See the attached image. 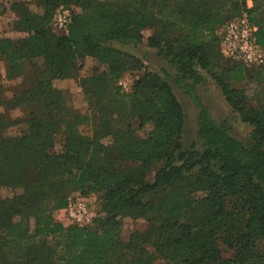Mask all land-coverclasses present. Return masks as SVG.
Listing matches in <instances>:
<instances>
[{"label": "trees", "instance_id": "obj_1", "mask_svg": "<svg viewBox=\"0 0 264 264\" xmlns=\"http://www.w3.org/2000/svg\"><path fill=\"white\" fill-rule=\"evenodd\" d=\"M36 6L41 12L17 6L15 26L24 36L0 39L8 77L18 76L24 62L33 75L14 103L28 112L15 119L0 112V264H155L162 258L264 264V100L249 107L234 86L261 67L225 57L220 36L227 22L246 13L264 48V0H36ZM60 8L72 9V22L58 34L53 20ZM148 29L147 46L164 63L160 71L123 48L142 44ZM84 57L98 61L81 80L96 117L68 124L64 91L54 82L70 78ZM223 58L231 65L221 73ZM129 72L137 75L132 91L123 93L118 83ZM208 77L252 127L245 140L215 120L198 94ZM175 86L198 108L197 139L188 147ZM123 162L139 165L129 169ZM156 163L162 166L148 180ZM7 189L21 192L5 197ZM193 189L202 197H189ZM76 193L100 199L88 226L56 218ZM126 216L147 218L148 226L124 238L120 218Z\"/></svg>", "mask_w": 264, "mask_h": 264}, {"label": "rangeland", "instance_id": "obj_2", "mask_svg": "<svg viewBox=\"0 0 264 264\" xmlns=\"http://www.w3.org/2000/svg\"><path fill=\"white\" fill-rule=\"evenodd\" d=\"M28 4V7L35 11L41 12V9L36 6V0H0V39L11 38L18 40L24 36L16 29V21L18 19V8L19 4ZM70 12L72 9H68ZM76 12H80V9H74ZM54 27V26H53ZM54 31V30H53ZM152 29H148L144 32V42L140 45L123 46L124 50L139 57L145 63L146 67L150 70L160 71L164 63L159 59L156 54V50H153L147 46V38L151 35ZM58 33V31H54ZM59 34V33H58ZM223 71L229 67L230 62L224 58L222 60ZM98 65V61L92 57L79 58L75 62L72 70V76L65 80H57L54 82L55 86L64 91V103L62 118L66 123H74L78 117L88 116L95 118L96 114L91 105L88 95L85 93V89L82 86L81 80L90 77L94 72V67ZM263 67V68H262ZM261 68L248 70L247 77L244 81L234 83V86L242 90L247 97L249 107H256L263 103L264 100V66ZM137 73L129 72L120 81L127 84L126 88L118 83L123 93H130L132 91V85L135 81ZM226 75V72L225 74ZM33 75L31 72L30 65L27 62L22 63L21 71L15 78L8 77L7 68L4 61L0 62V83L2 84V92L0 94V112L5 114L11 119H15L25 115L28 111L25 106H14L17 96L19 95L20 89L25 83L32 80ZM207 85L199 86L198 94L201 96L205 105L210 109L211 114L215 120L219 123H226L229 127L230 133L240 139L245 140L250 134L252 127L241 122L239 117L232 112L230 107L225 101L222 91L219 86L211 78H207ZM174 92L183 106L186 122L183 131V141L185 146H190L197 139L198 130V108L179 87H174ZM109 140L106 139L105 143ZM64 143V136L59 135L57 137V145L60 148ZM122 165L126 168L132 169L137 168L138 163L123 162ZM162 166V163L154 164L148 175L147 179L152 180L157 170ZM196 189L190 190L189 197L192 199H198L203 195L201 189L195 192ZM21 190H4L3 196H13L20 193ZM77 194V193H76ZM75 195L72 194L70 198ZM89 200V207L96 217L99 214L100 199L97 195L91 194L84 196ZM69 198V199H70ZM159 198V195L152 196V199ZM228 209H230V204ZM57 220L63 222L65 225L71 224L70 219L66 215L56 213ZM122 221V229L124 238H128L130 233L133 231H143L148 226L147 218L133 219L129 216L120 218ZM53 244V241H49ZM155 264H167L166 259H158Z\"/></svg>", "mask_w": 264, "mask_h": 264}, {"label": "built area", "instance_id": "obj_3", "mask_svg": "<svg viewBox=\"0 0 264 264\" xmlns=\"http://www.w3.org/2000/svg\"><path fill=\"white\" fill-rule=\"evenodd\" d=\"M248 1V6H250ZM72 22V14L68 9L60 8L54 17L53 26L58 32H66ZM257 27L249 20L246 13L227 22L221 29V49L225 57L243 63L247 67L264 66V48L257 42ZM125 87L123 81L119 83ZM62 215H66L71 223L88 226L94 215L89 207L88 198L79 193L73 195Z\"/></svg>", "mask_w": 264, "mask_h": 264}, {"label": "crops", "instance_id": "obj_4", "mask_svg": "<svg viewBox=\"0 0 264 264\" xmlns=\"http://www.w3.org/2000/svg\"><path fill=\"white\" fill-rule=\"evenodd\" d=\"M250 6H252V2H250ZM63 213V211H58L57 214Z\"/></svg>", "mask_w": 264, "mask_h": 264}]
</instances>
